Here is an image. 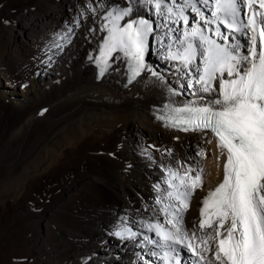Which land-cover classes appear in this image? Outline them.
<instances>
[{
	"label": "bare ground",
	"instance_id": "bare-ground-1",
	"mask_svg": "<svg viewBox=\"0 0 264 264\" xmlns=\"http://www.w3.org/2000/svg\"><path fill=\"white\" fill-rule=\"evenodd\" d=\"M119 1L90 0L93 13L89 0H0V264H165L170 249L144 237L159 240L148 224L171 227L162 211L170 201L157 202L171 191L169 169L203 167V186L184 213L186 229L197 226L200 235L202 201L222 182L226 154L208 130L185 132L156 113L166 104L210 102L219 78L215 93L187 87L202 60L197 55L182 74L167 54L182 51L183 22L162 20L148 4L141 12L150 17L135 19L153 24L145 63L164 81L144 71L125 84L123 58L96 79L104 11ZM157 23L180 31L165 37ZM125 227L136 237L114 235ZM179 259L196 264L185 249Z\"/></svg>",
	"mask_w": 264,
	"mask_h": 264
},
{
	"label": "snow or ice",
	"instance_id": "snow-or-ice-1",
	"mask_svg": "<svg viewBox=\"0 0 264 264\" xmlns=\"http://www.w3.org/2000/svg\"><path fill=\"white\" fill-rule=\"evenodd\" d=\"M121 4L111 7L103 17L106 22L101 30L107 35L95 57L101 75L111 66L110 61L123 58L130 71L129 82L144 71L164 81L162 74L145 63L153 24L145 18H130L123 25L120 23L126 17L140 15L141 8L151 4L162 20L182 21L184 25V39L178 40L182 51H169L167 58L179 61L184 76L188 73L183 69L189 68L197 55L202 60V72L197 66L187 87L199 85L196 92L215 93L214 82L219 78L217 98H209L210 102L203 105L166 104V115L158 117L168 126L185 132L210 130L217 138L220 154H226L222 182L202 201L200 235H197V226L191 232L186 229L184 213L195 190L203 186V167L186 168L183 174L169 169L167 183L171 191L157 202L170 201L162 211L166 224L171 227L159 222L148 224L159 240L148 237L144 240L154 244L162 242L163 247L170 249L164 254L165 264H180L181 249L190 252L196 264H264V0H213L212 3L210 0H181L180 3L177 0H121ZM197 4H203L210 15L206 16ZM242 6L248 10L246 21L240 17ZM88 8L96 12L90 0ZM188 10L199 18L192 19L191 27L190 16L185 14ZM222 26L226 32L221 30ZM161 28L167 29L165 37L168 32L180 31L169 28L168 23H157L156 29ZM236 34L246 38L243 44L240 39L229 42L230 36L234 38ZM65 39L71 43L67 35ZM167 47L171 49L172 45ZM183 87L181 84L180 88ZM171 92L180 94L175 89ZM198 155L206 156V153L201 151ZM114 235L135 238L137 234L125 227ZM209 252L211 257L207 255Z\"/></svg>",
	"mask_w": 264,
	"mask_h": 264
},
{
	"label": "rangeland",
	"instance_id": "rangeland-1",
	"mask_svg": "<svg viewBox=\"0 0 264 264\" xmlns=\"http://www.w3.org/2000/svg\"><path fill=\"white\" fill-rule=\"evenodd\" d=\"M120 3H121V0L119 1ZM108 8V7H107ZM207 12H209L208 10H206ZM143 15H145V16H147V17H150V15H147V14H145V13H143V12H141ZM196 15L194 14V13H191L190 14V18H191V21H192V19L193 18H195L196 19ZM153 19V18H152ZM191 21H190V23H189V27H191ZM241 41V40H240ZM241 43L243 44L244 42L243 41H241ZM246 50V49H245ZM152 68L155 70V67H153L152 66ZM156 71V70H155ZM225 79H228V77L225 75V77H224ZM155 144V143H154ZM156 145V144H155ZM159 146V145H158ZM158 150L159 151H162V153L164 152V150L163 149H161L160 148V146H159V148H158ZM114 264H116V263H114Z\"/></svg>",
	"mask_w": 264,
	"mask_h": 264
}]
</instances>
